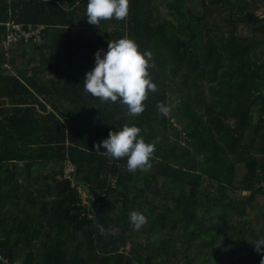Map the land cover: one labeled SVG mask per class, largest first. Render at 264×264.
<instances>
[{"label":"trees","instance_id":"1","mask_svg":"<svg viewBox=\"0 0 264 264\" xmlns=\"http://www.w3.org/2000/svg\"><path fill=\"white\" fill-rule=\"evenodd\" d=\"M87 3L0 0V25L46 28L40 46L0 48V256L7 264H260L264 0H129L125 19L97 26ZM122 38L152 54L157 91L136 117L83 88L96 52ZM125 125L154 143L147 172L96 153ZM132 211L147 218L138 231Z\"/></svg>","mask_w":264,"mask_h":264},{"label":"clouds","instance_id":"2","mask_svg":"<svg viewBox=\"0 0 264 264\" xmlns=\"http://www.w3.org/2000/svg\"><path fill=\"white\" fill-rule=\"evenodd\" d=\"M128 9L129 0H88L87 21L97 26L101 20H123ZM151 56V52L141 53L138 45L131 39L110 41L106 52H96L95 67L86 74L84 91L101 102L119 101L126 106L128 115L139 116L145 110L144 101L148 98V93L157 91L148 72ZM156 107L164 116H168L171 111L163 103H158ZM140 133L139 127L128 125L123 126L120 131H110L107 139L95 145L96 153L115 160L126 157L129 172H147L152 167L155 146L154 143H146ZM101 147L105 151L101 152ZM129 220L135 231L147 223V218L136 211L130 213ZM96 227L101 235L105 234L102 225L97 224ZM255 246L257 253L262 255L260 264H264V252L261 250L264 238Z\"/></svg>","mask_w":264,"mask_h":264},{"label":"built area","instance_id":"3","mask_svg":"<svg viewBox=\"0 0 264 264\" xmlns=\"http://www.w3.org/2000/svg\"><path fill=\"white\" fill-rule=\"evenodd\" d=\"M0 26L5 27V34L0 38V48L4 50L9 49L20 43H30L32 42L35 45H42L43 43V34L46 30L45 26L40 25L37 27L24 26L22 24L9 21ZM7 54V53H6ZM6 68L10 69V66L5 65ZM3 69L2 55L0 52V70ZM75 167L71 163L66 164L65 175L67 178H70L72 173H74ZM0 264H7V261L0 256Z\"/></svg>","mask_w":264,"mask_h":264},{"label":"rangeland","instance_id":"4","mask_svg":"<svg viewBox=\"0 0 264 264\" xmlns=\"http://www.w3.org/2000/svg\"><path fill=\"white\" fill-rule=\"evenodd\" d=\"M53 78L54 77V73H48V78ZM173 123L175 124V126H177V123L175 122V120H173Z\"/></svg>","mask_w":264,"mask_h":264},{"label":"crops","instance_id":"5","mask_svg":"<svg viewBox=\"0 0 264 264\" xmlns=\"http://www.w3.org/2000/svg\"><path fill=\"white\" fill-rule=\"evenodd\" d=\"M13 22H15V21H13ZM40 26V25H39ZM28 27V26H27ZM31 27H35V26H31ZM37 27V26H36Z\"/></svg>","mask_w":264,"mask_h":264}]
</instances>
